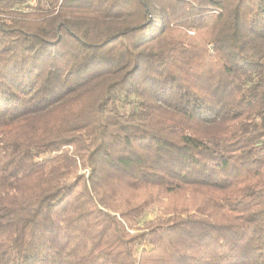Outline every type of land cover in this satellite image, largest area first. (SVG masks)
<instances>
[{
  "label": "trees",
  "instance_id": "1",
  "mask_svg": "<svg viewBox=\"0 0 264 264\" xmlns=\"http://www.w3.org/2000/svg\"><path fill=\"white\" fill-rule=\"evenodd\" d=\"M0 264H264V0H0Z\"/></svg>",
  "mask_w": 264,
  "mask_h": 264
},
{
  "label": "rangeland",
  "instance_id": "2",
  "mask_svg": "<svg viewBox=\"0 0 264 264\" xmlns=\"http://www.w3.org/2000/svg\"><path fill=\"white\" fill-rule=\"evenodd\" d=\"M158 216H159V212L157 211L156 208L150 209L144 214L142 219L139 221L138 226H141V224H143L144 222L147 223L148 221H152L156 219Z\"/></svg>",
  "mask_w": 264,
  "mask_h": 264
}]
</instances>
